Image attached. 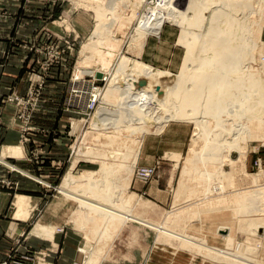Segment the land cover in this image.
<instances>
[{
	"label": "bare ground",
	"instance_id": "6f19581e",
	"mask_svg": "<svg viewBox=\"0 0 264 264\" xmlns=\"http://www.w3.org/2000/svg\"><path fill=\"white\" fill-rule=\"evenodd\" d=\"M99 1L77 2V5L89 6L97 13L94 30L82 46L81 68L88 63L94 52H103L102 40L114 36L113 41L122 42L123 39L118 38L116 33L112 34L116 23H120L118 31L126 30L132 23V18L126 20L120 17L122 3L119 0H108L102 5ZM263 15L264 0H149L146 3L144 12L139 19L136 18L137 23L129 35V44L136 53H141L148 35L157 34L164 24L170 22L182 28L184 42H189L190 36L194 37L193 40L200 39L199 44H203L199 48L202 50L201 57H187L185 63L188 65L182 73L173 75L138 61L135 56L124 54L118 57L114 66H110L114 69L110 68L104 73L107 79L114 70L137 76V85L144 86L138 103H151L157 95H165L175 101L176 111L155 116L153 110L124 101L107 112L105 108L99 107L98 119L92 122V128L100 130L98 135L105 136V139H98V143L91 144L94 146L91 151L76 149L80 152H75L60 185V190L65 195L73 188L74 180L79 179L74 168L80 157L97 161L101 165L100 169L89 172L87 178L79 180L74 190L76 196L73 200L78 205L71 219L77 225L80 224L76 220L79 217L84 225L86 243L83 250L87 255L85 264H99L107 255L109 242L114 240L124 225L123 221H118L121 219L120 212L126 213V217L131 220L132 211L129 209L136 201L135 195L125 196L122 192L129 187L138 151L146 135L159 132L169 121H196L198 132L193 134L188 155L192 167L186 172V176L196 174L193 178L198 180L201 188H198V192L201 191L199 193L202 196L208 197L212 193L220 194L226 185H229L228 189L234 187L238 170L230 153L238 150L241 155L246 154L238 139L248 137L250 140H260L264 145V49L259 52L258 57H253L256 31ZM124 22L127 24L124 25ZM112 45L107 52L111 58L115 55ZM183 76L190 78H181ZM157 85L163 88L159 89ZM110 86L121 91V97L118 98L125 99L124 96L128 95L129 85L112 81ZM91 96L97 97L95 94ZM191 104L198 106L195 107L198 109L191 111ZM199 143L200 148H196ZM8 151H12L10 153L13 155L19 154L15 149ZM226 161L231 165L230 175L228 171H223ZM259 174L251 175L254 182L258 180ZM255 186L259 187L258 184ZM228 193L229 198L219 200L218 197V202L217 199L210 202L224 206L225 203L226 206L233 204L237 212L249 214L260 208L259 200L264 197V187L261 185L253 192L242 191L240 188ZM185 197L191 199L190 196ZM104 202H107L105 206ZM187 207L188 210L193 209L192 206ZM182 211L187 212L183 208L175 213L181 214ZM195 212V217H199V210ZM83 219H88L89 222H83ZM247 223L253 232L256 230L254 226H264V218H250ZM107 238H111V241H105ZM103 241L104 246L101 244ZM201 248L206 251L205 245L201 244Z\"/></svg>",
	"mask_w": 264,
	"mask_h": 264
},
{
	"label": "rangeland",
	"instance_id": "374dc122",
	"mask_svg": "<svg viewBox=\"0 0 264 264\" xmlns=\"http://www.w3.org/2000/svg\"><path fill=\"white\" fill-rule=\"evenodd\" d=\"M107 1L104 0L103 2L100 0L99 4H105ZM119 1L122 3L120 12L118 11L120 17L126 20L132 18V23L126 30L118 31L120 23L114 25L112 34L116 33L115 35L118 38L123 39L122 42H119V40L117 42L113 41L112 38L114 36L102 40L104 46L103 52L101 54L98 51L96 53L94 52L93 56L89 58L88 63L84 64L82 68L79 66L83 59L81 50L83 44L94 30L97 19L96 11L89 6L77 5L78 0H59L60 5L54 9L56 14L49 9H45L44 20L46 22V32L52 35L45 45V56L40 57L41 66L43 65L42 67L46 71V75H42L40 80L31 84L26 95L13 96V98L17 97L24 100L23 109L29 115V127L31 130L32 125L30 122L35 112L40 108L45 91L46 79L51 78L49 77L52 74V72L49 73L51 67L59 63L65 65L62 67L63 70L62 68H58L53 72V76L56 77L61 74L60 80L66 84V87L61 90L62 97L60 101L55 102V105L61 108L60 112L63 114L61 127L66 131L68 138H70V141L68 140L69 149L62 165L61 179H63L67 172L70 162L73 161L75 152H80V150L76 149L81 148L83 152L91 151L94 147L91 144L98 143V139L100 141L105 139V136L98 135L100 130L98 131L92 128V122L98 119L99 107L105 108L107 112V110L116 108L121 101H124L144 106L151 111L153 110L152 113L155 116L159 113H173L176 111L175 101L165 95H157L152 102L150 101L151 103H138V97L142 93L144 86L137 85V76L135 75L114 70L110 73L108 79L105 78L104 73L109 71L108 69L113 68L110 66H114L120 55L135 56L138 61H142L154 68L169 72L173 75L182 73L184 67L188 65V63H185L187 57L191 59L201 57L202 50L200 49L203 47V44L201 45V42L199 44L198 40L200 39L193 40L194 37L190 36L188 37L189 42H184L182 28L170 22L164 24L157 34L148 35L141 53H136L129 44V35L132 33V27L137 23V19L144 12L146 3L149 0ZM48 11L50 12L48 13ZM27 12L34 14L36 12L41 13V10L39 8H33ZM125 24L127 23L124 22ZM163 28L165 31L169 30L170 32V39L167 44L171 45V50L174 54L173 56L166 54L170 46L167 48L164 47L162 57L158 60L159 66L158 64H152L145 56V48L148 41L153 42V38L162 36ZM256 36L253 57H258L259 52H262L264 49V15L258 24ZM29 44L31 51H35V46L32 43ZM251 44L253 43L251 42ZM111 45L115 48L113 50L115 52L113 58L107 53L110 51ZM194 50L199 53H196ZM191 51L194 52L192 53ZM184 77L186 79L190 78V76H183L181 78ZM153 80L157 81L156 78ZM112 81H117L120 85H129L128 95L124 96L125 99L118 98L121 97V91L112 89L110 86ZM157 88L161 89L163 87L157 85ZM92 94H95L97 97L94 98L91 96ZM93 98L96 100V104L90 109L89 106ZM14 102L18 106V112L20 114L22 110L21 105H19L20 103L17 104V100H14ZM195 107L198 106L191 104V111L192 109H198ZM51 121L49 120L48 122L52 124ZM169 123H174V125H180L182 127V140L184 141L182 154H168L169 157L177 160L175 182L171 184V198L166 204L159 206L148 196L139 195L135 192L133 185L137 179L146 183L154 177H151L148 181H144L137 176L136 171L140 167L155 166H142L140 164L142 145L138 151L129 187H126L127 189L122 192L126 194L125 196L135 195L134 200L136 201L133 202L132 207L129 209V211H132V218L130 220L126 217V213L120 212L121 219L118 221H123L124 225L114 240L111 241V238L105 239V241L111 242L108 245L110 247L107 246L108 251L104 264H133L132 262L134 261L140 262L136 264H264V226L261 225L259 228L254 226L256 230L252 232L247 223L250 218H264V197H261V200H259L258 207L260 208L252 210L249 213L251 215L237 212L233 204L226 206L225 203L224 206L221 204L217 205V203H213L214 201L210 202V200L214 199H217L216 202H218L223 198H229L230 195L228 192L236 191V189L241 188L242 191L247 190V192H253L254 189H259L261 185L264 187L263 142L260 140H250L248 137L239 138L240 147L246 151V154L242 153L241 155V151L238 153V150H232L230 153L233 161H236L238 170L234 178V187L228 189L227 187L229 185H226L227 187L220 194L212 193L208 197L202 196L199 193L201 191L198 192V188H200L198 186L199 183H197L198 180L193 178L196 174L192 173L190 176H186V172L192 167V164L188 160V155L190 147L192 146L193 134L198 132V126L195 124L196 121L192 119L187 121L173 119ZM164 129H161L159 132H151L146 136L153 133H160ZM200 145L201 143L196 148H200ZM43 155L45 154L43 153ZM88 160L80 157L76 168H74V172L78 175L79 179L76 178L74 180L73 188L66 195L61 192L60 183L56 188L54 186L49 188L50 191L47 193L50 196L40 201L39 206L43 208L49 202H52L53 199L59 197L61 205L67 207L72 214L78 205L77 201L73 200L76 196L74 190L78 185V181L82 180V178H87L89 172L96 171L101 167L97 161L92 162V160ZM12 167L15 168L14 166ZM230 167L231 165L227 161L223 165V171H228V175H230ZM256 173H260V176L254 182L251 175ZM228 175L226 174L225 176ZM102 178H104V175H102ZM185 180L186 182H183ZM257 184L259 187L255 186ZM185 196H190L189 198L191 199H186L187 197ZM17 203L18 206H16ZM28 204V197L18 195L14 202V206L17 208L16 215L24 216V213L27 212ZM106 204L107 202H104L103 205L105 206ZM187 206H192L193 209L188 210ZM183 208L187 212L182 211L181 214L175 213V211L179 209L183 210ZM196 210L200 212L199 217H195L197 215ZM71 218H73V214ZM76 220L80 224L75 225V221H72V225L81 229L79 233L82 236L83 250L86 243L84 225L81 224V218L79 219L78 217ZM84 221L89 222L88 219H83ZM224 227L225 229H223ZM55 229L56 227L53 225H46L39 222L32 229V233L52 237ZM101 244L104 246V241ZM201 244L206 246V251L201 248ZM209 249L213 251H209ZM219 252H227L229 255H220ZM19 256H22V254L12 252L9 258L0 264H37L35 261L36 257L32 253L23 254L21 259H18ZM84 256L87 257L85 252ZM86 257L85 260L87 259ZM22 258L25 261L22 262ZM78 264H85V261Z\"/></svg>",
	"mask_w": 264,
	"mask_h": 264
},
{
	"label": "crops",
	"instance_id": "0c3cea01",
	"mask_svg": "<svg viewBox=\"0 0 264 264\" xmlns=\"http://www.w3.org/2000/svg\"><path fill=\"white\" fill-rule=\"evenodd\" d=\"M58 1L0 0V263L12 252L22 256L32 253L37 264H78L86 257L81 229L72 225V214L61 205L60 198L43 208L39 206L40 201L50 196L49 188L60 185L62 165L69 149L70 138L61 127L63 114L55 105L66 84L60 80L61 74L53 76L56 69L65 65L51 67L40 108L30 122L31 130H25L24 117L20 116L23 107L19 114L18 106L11 100L14 95H26L30 85L46 75L40 57L45 56V45L52 35L46 32L44 13L49 9L56 14ZM33 8H39L41 13L29 14L27 11ZM169 34L163 28L161 37L147 42L145 56L152 64L159 65L164 47L170 46L166 54L173 56L171 45L167 44ZM29 43L37 51H31ZM164 128L160 133L146 136L141 150L140 164L157 167L154 177L146 183L137 179L133 185L135 192L148 196L159 206L170 200L171 184L176 177L177 160L168 154H182L184 150L182 127L169 123ZM14 149L18 155L8 151ZM18 195L29 198L24 216L16 215L14 202ZM39 222L56 227L52 237L32 233ZM103 259L99 264L105 263Z\"/></svg>",
	"mask_w": 264,
	"mask_h": 264
},
{
	"label": "built area",
	"instance_id": "2783aa9c",
	"mask_svg": "<svg viewBox=\"0 0 264 264\" xmlns=\"http://www.w3.org/2000/svg\"><path fill=\"white\" fill-rule=\"evenodd\" d=\"M12 101L17 100V104L21 105V107L24 106V100L21 98H11ZM96 104V100H94V98L91 100V104L89 106L90 109H92L94 107V105ZM21 117H24V122H25V130H27L29 127V125H27L28 121H29V115L26 112H22L20 114ZM157 167H140L137 171V176L138 178H140L141 180L144 181H148L151 177H153L156 173Z\"/></svg>",
	"mask_w": 264,
	"mask_h": 264
}]
</instances>
